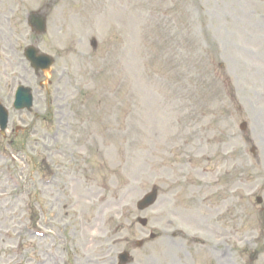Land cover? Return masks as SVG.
I'll return each instance as SVG.
<instances>
[{
    "label": "rangeland",
    "instance_id": "374dc122",
    "mask_svg": "<svg viewBox=\"0 0 264 264\" xmlns=\"http://www.w3.org/2000/svg\"><path fill=\"white\" fill-rule=\"evenodd\" d=\"M0 103V264H264V0H0Z\"/></svg>",
    "mask_w": 264,
    "mask_h": 264
},
{
    "label": "water",
    "instance_id": "95a60500",
    "mask_svg": "<svg viewBox=\"0 0 264 264\" xmlns=\"http://www.w3.org/2000/svg\"><path fill=\"white\" fill-rule=\"evenodd\" d=\"M37 26H38L39 30L42 31L43 30V26H44V22L38 23ZM38 62L40 63L41 60L40 59L39 60H36V61L33 60V63L36 66H37V63ZM51 64H52L51 61H47L45 68L49 67ZM24 91H25V93L28 94V91L27 90H24ZM28 96H23V98L24 99H27ZM20 104L30 106V97L27 99V101H20ZM1 116H2V118L0 119V123H1L2 130H3L5 128V126H6V114H5V112L4 113L1 112ZM156 196H157V191H156V189H153L140 202L137 203V209L138 210H145L146 208H148L151 205H153V203L156 200ZM258 202L260 203V200H258ZM140 223H141V225L144 226L146 224V221L145 220H140ZM119 259H120V261H121L122 264L129 263L128 255L127 254L120 255Z\"/></svg>",
    "mask_w": 264,
    "mask_h": 264
},
{
    "label": "bare ground",
    "instance_id": "6f19581e",
    "mask_svg": "<svg viewBox=\"0 0 264 264\" xmlns=\"http://www.w3.org/2000/svg\"><path fill=\"white\" fill-rule=\"evenodd\" d=\"M18 66V65H17ZM105 190H107V192L109 191V189L108 188H106ZM102 197H106V198H112V196L111 195H105V194H103L102 195ZM109 202H110V200H108ZM112 205V204H111ZM51 259L53 260L52 262H48V260H44L43 261V264H48V263H50V264H56V258L54 257V256H51Z\"/></svg>",
    "mask_w": 264,
    "mask_h": 264
}]
</instances>
